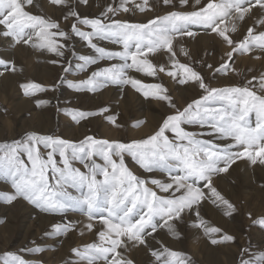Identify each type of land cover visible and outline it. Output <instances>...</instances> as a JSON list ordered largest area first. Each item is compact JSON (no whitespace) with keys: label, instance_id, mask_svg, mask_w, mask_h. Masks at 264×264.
<instances>
[{"label":"snow or ice","instance_id":"snow-or-ice-1","mask_svg":"<svg viewBox=\"0 0 264 264\" xmlns=\"http://www.w3.org/2000/svg\"><path fill=\"white\" fill-rule=\"evenodd\" d=\"M179 2L191 10H171L144 22H132L116 17L137 10L151 12L154 6L150 0H119L96 17L81 16L71 0H47L49 7L61 11L65 22L72 21L66 31L58 20L43 14L39 0H0V37L8 39L13 47L28 45L50 54L54 59L48 62L59 65L63 73L71 71L67 56H75L77 70L86 73V77L78 81L59 78L74 92L97 93L109 86L123 91L130 86L145 99L164 103L170 109L151 134L130 141L94 135L74 141L30 132L20 139L0 143V178L10 182L13 190L0 193V202L12 204L23 199L41 212L66 218L53 226L54 236L73 231L95 235V241L72 249L76 264H136L130 253L141 247L149 249L152 264H193L184 253L166 246L153 250L148 244V238L158 230H166L179 239V225L192 216V227L202 230L210 244L235 241L234 236L206 221L201 209L211 203L225 216H231L236 207L216 188L213 178L229 173L241 160L264 167V73L252 76L246 85L211 87L192 63L178 58L182 54L187 61L193 60L180 38H195L199 33L193 27L204 29L205 35L213 36L228 51L218 67L204 60L196 62L214 73L227 75L231 69L239 75L230 61L237 55L264 53V18L256 22L259 30L255 25L247 28L239 41L230 34L239 31L254 9L264 12V0ZM80 3L87 6L89 0H78L76 7ZM161 3L176 7L174 0ZM33 7L41 8V12L33 14L28 10ZM73 37H78L91 52L77 55L69 46ZM102 42L116 45L119 50H110ZM160 55H166L167 62L154 59ZM0 66L6 71H17L12 60L0 58ZM130 72L157 80L164 74L180 85L198 88L201 95L180 108L162 82L146 83ZM58 86L35 81L20 84L27 97L54 92ZM35 103L42 107L50 101L37 98ZM64 114L76 124L102 117L109 124L122 127L104 106L95 111L65 110ZM143 123L138 121L133 127L139 128ZM188 126L206 131L197 134ZM126 156L145 172L158 171L166 179L137 176L127 167ZM71 213H79L85 219L74 220ZM253 223L264 227V218ZM33 251L39 254L43 249L36 247ZM2 264L27 261L17 253L6 252ZM241 264H264V253L247 261L242 259Z\"/></svg>","mask_w":264,"mask_h":264},{"label":"rangeland","instance_id":"rangeland-1","mask_svg":"<svg viewBox=\"0 0 264 264\" xmlns=\"http://www.w3.org/2000/svg\"><path fill=\"white\" fill-rule=\"evenodd\" d=\"M42 1V4H44L45 2V6L49 7L47 4V0ZM113 2L118 4L119 0H89L87 6L80 3L79 6L76 7L78 0H71V4L77 11H79L81 16L87 17L99 16L104 8L109 4H112ZM150 3L154 6V10L151 12L141 13L137 10L135 12L121 13L116 18L129 20L132 22H144L145 20L143 18L145 16H150L152 18L157 15H164L171 10H191V8L188 7H181L179 0H174V3L176 4L175 8H173L171 5H163L161 3V0H150ZM28 10L33 12V14H39L41 12V8L37 7L29 8ZM42 12L43 14L48 16L50 15L52 18L58 20L64 30H69L72 21L69 20L65 22L63 20L61 11L52 10V15L45 13L43 10ZM262 16H260L259 19L264 18ZM147 20L148 19H146V21ZM246 20H248L249 26H247L246 28L239 27L240 29L237 33L230 34L232 35V38L234 40H241L246 35L247 28L254 25L256 26V28L259 26L256 24L258 18ZM192 30L199 33L197 36L203 35L206 37H213L205 35V30L202 28L193 27ZM195 38H180L182 39L180 40L182 41L180 42V44L185 49L190 50L193 60L187 61V58H185L182 54H179L178 58L181 62L192 63L195 69L204 76L205 81L211 87L246 85L247 80L251 79L252 76H259L260 74L264 73V58L255 59V56L257 55L264 56V53H260L259 51H254L250 54L245 55H237L234 61H230V63L233 64L235 69H237L240 73L239 75L232 73L231 69H229L227 75L218 72L214 73L204 64L198 63L196 61L204 60L207 63L212 64L214 67H218L221 63V57L228 51L227 47L222 45L214 37L213 38L215 40L210 42L211 45L209 46H204L202 45V43L199 45L197 43L198 41H196V43L194 44ZM69 46L75 50L77 55L88 54L91 52V50L88 49L85 46L84 42H82L78 37H73V39L70 41ZM102 46H106L110 50H119L118 46L111 45L108 42H102ZM0 47V58L14 61L17 69V71L13 73L10 71H6L2 66H0V72H4L5 75L12 76L13 79L15 78L13 81L15 90L11 91V89H5L7 92L9 91L8 95L5 96L3 95V93L2 95L6 99H0V120H2L0 121V143L11 142L20 139L24 136L25 133L30 132L51 134L74 141H78L84 138L86 135H94L97 138H108L111 140L130 141L132 139H139L135 138L132 135H134V132H136V130L143 128V126L147 123V116L145 115L144 117L142 115L144 112L141 113V111H139L138 109V104L140 103V101L147 104L149 103V109L147 108L146 110H144L145 112H147L149 115H156L158 118H160V120L155 124L153 130L149 134H151L158 127L162 118L170 112V109L167 108L164 103H157L150 99H145L142 95L135 92V90L130 86L123 89V91H121L117 87L109 86L98 91L97 93H89L86 91L79 93L74 92L67 86L66 82L60 83L59 78L61 76H64L66 80L78 81L86 77V73H80L77 70L78 62L75 56H67V59L71 61V71L69 73H63L62 68L59 65H54L48 62L50 59H54V57H52L50 54L34 50L28 45H17L13 47L8 39L2 37H0ZM16 49L17 53H20L22 50L25 51V53L22 54V57H20L19 54L17 55L13 52ZM8 51L14 53V58L9 59L3 55V53ZM238 57H242L244 60H237ZM154 59L158 60L159 62H167L168 57L166 55H160ZM253 60H256L258 63L250 65L251 61ZM243 62L244 65L242 64ZM102 63L107 64L108 62ZM47 67L54 68H52V72L50 73L51 75L48 76V79H46L47 77L44 75L42 77L41 74L43 70L45 71L47 69ZM130 74L135 76L136 78L143 80L146 83L162 82L164 86L169 89L170 95L173 97L177 106L180 108L185 106L186 103L191 102L193 99H198L201 95V91L198 88L190 85H180L164 74H160L158 80L152 77H145L142 74H138L135 72H130ZM1 77L0 79H2ZM18 81L19 83H16ZM26 81H35L43 85H52L56 83L59 86L57 87L58 90H55L56 92L49 91L47 93L39 94L38 97H27L24 95L23 90L20 87V84ZM0 86H2L1 83ZM186 87H192L195 93H191L192 98H190V100L183 101L181 98L175 95L179 93L176 89H184ZM5 90L4 92H6ZM37 98L49 100L50 104L42 107H37L35 103ZM21 100H27L31 104H29L30 107H27L22 112H19L18 109H14V107L17 106V103ZM102 106L108 107L110 109V114L117 117V122L122 127L117 128L109 124L107 120L102 117L90 118L88 120L81 121L79 124H76L71 120L69 116L64 114L65 110L78 109L95 111ZM134 107H136V110L134 109ZM42 115L47 118L48 123H50L48 116L51 118L53 128L48 130L47 125L45 127L43 123L39 122L38 119H41V117L44 120ZM137 115H140L141 117H137ZM138 121H144V123L141 127L134 128L133 124ZM252 121L254 124V116L252 117ZM69 129H72L74 131L75 129H78L79 131L71 135L66 133V131ZM131 130H133L134 132L132 131L130 133ZM188 130L196 132L197 134L206 131V129H201L196 126H188ZM204 138L215 140V137ZM216 142L223 143L222 141ZM125 163L127 167L131 171H133L134 174L141 178L148 180H151L153 178L161 180L166 179V175L158 171L145 172L130 156L125 157ZM76 166L81 167V165L79 164H77ZM234 169L238 171L237 175H232ZM263 169L264 167H261L259 165L251 166L247 161L241 160L238 161L237 164L233 165V167L229 170V173L221 174L213 178L214 185L217 189L219 188V184L225 185L227 187L224 190L221 188L218 190L225 196V198H227L232 204L235 205L236 211L231 216H225L221 210L213 206L211 203H205L201 209V216L212 226L221 228L223 233L234 236V242L215 246L210 244L207 238L204 237L202 230L192 227V223L195 220V217L192 216L186 217L185 223L179 225V239L173 238L166 232V230H158L154 234V236H156L158 239H156L153 244L150 243V237L148 238V244L150 245V248L153 250H160L162 249V247L166 246L169 249L190 256L193 264H241L242 259L247 261L252 259L255 255L264 253V227H260L258 224L253 223V221L264 218ZM204 190L207 191L206 189ZM12 191L13 190L11 189L10 182L0 178V193H11ZM14 205H21V207L26 208L28 210L30 220H34L38 217H46L49 218L50 221L47 226H42V228L40 229H37L36 224L34 223L32 226L35 227L32 229L33 233H36L35 230H37V235L27 237L24 243H22L20 237H18V232L11 238L10 242L7 245L3 246V243L0 242V247H4L0 252V264H2L3 254L6 252H13L21 255L27 261V264H76L77 258L72 254V249L75 247H83L85 244L91 243L96 240V237L93 233H88L89 238H86L84 241V238L82 237L83 235H81L79 231L70 232L66 236H54L52 234L53 226L57 223H61L66 218H62L59 215L41 212L39 209L35 208L33 205L23 199H18L12 204H5L3 202H0V207H6L4 209L5 215H0V227L5 225L6 218L7 220L9 219V221L11 220V218L9 217V213H11L12 206ZM210 212H213L215 214L214 217L212 214H209ZM69 215L74 220H76V218L78 217H83L79 213H71ZM217 218H219V221L216 220ZM26 226H29L28 222H26ZM22 234L23 232L20 233V235ZM71 235L73 236L70 237ZM68 238L70 239L68 240L69 242L72 241L71 245H68V247L71 248L62 260L53 263L51 262L53 261V259H51V261H47L43 257L47 253L56 252L57 249L55 247H61L60 244ZM36 247H40L41 249H43V251H41L39 254H34L33 250ZM141 249L143 251L140 254H137L138 249H133L130 253V256L136 261V264H152L153 258L150 255L149 249L143 247H141ZM52 257L55 258V256L53 255Z\"/></svg>","mask_w":264,"mask_h":264},{"label":"bare ground","instance_id":"bare-ground-1","mask_svg":"<svg viewBox=\"0 0 264 264\" xmlns=\"http://www.w3.org/2000/svg\"><path fill=\"white\" fill-rule=\"evenodd\" d=\"M42 0H39V4L42 6V10L45 12V13H48V14H51L52 15V10L53 11H55L54 9H52V8H50V7H47V6H45V2H44V4H42ZM57 11V10H56ZM39 13V12H38ZM263 15V16H262ZM50 16V15H49ZM260 16H262V17H264V12H261L259 9H254V11H253V13H252V15L249 17V18H247V19H252V18H258L259 19V17ZM149 18H151L150 16H145L143 19L146 21V19H149ZM137 20V19H136ZM140 21V20H139ZM247 26H249V22H248V20H246V21H244L243 22V24L240 26V27H247ZM240 29V28H239ZM257 29L259 30V26L257 27ZM197 38H195V42H194V44L196 43V41H198L197 43L200 45L201 43H202V45H204V46H209V45H211L210 44V42H212V41H214L215 39L213 38V37H206V36H203V35H200V36H196ZM3 38V37H2ZM180 40H182V39H180ZM180 42H182V41H180ZM1 48V47H0ZM4 48V47H3ZM3 48H2V50H3ZM1 51V50H0ZM15 54H19V56L20 57H22V54L23 53H25V51L24 50H22L20 53H17V49L16 50H14L13 51ZM11 53L10 51H8V52H5V53H3V55L6 57V58H9V59H11V58H14V53ZM26 56V55H25ZM69 58V57H68ZM237 60H244L242 57H238V59ZM20 61V60H19ZM29 61V60H28ZM28 63V62H27ZM254 63H258L256 60H253V61H251V63H250V65H252V64H254ZM243 65H244V62L242 63ZM241 64V65H242ZM39 66V65H38ZM45 67V66H44ZM52 68L53 67H47V69L44 71H42V77H43V75L44 76H46L47 78L46 79H48V76H50L51 74V70H52ZM54 69V68H53ZM56 69V68H55ZM60 73V72H59ZM53 74V73H52ZM5 75V74H4ZM0 76L2 79H0V83H1V85L2 86H0V99H2V100H5L6 98L3 96V95H8V92L5 90V89H11V91H14L15 89H14V86H13V84H14V79H13V77L12 76H10V75H5V76ZM32 75V74H31ZM58 75V74H57ZM56 75V76H57ZM17 76V75H16ZM55 76V77H56ZM57 78V77H56ZM59 78V77H58ZM42 81H43V78H42ZM45 81V80H44ZM57 81V80H56ZM46 82V81H45ZM52 82V81H51ZM55 82V81H54ZM16 83H19V81L18 82H16ZM17 87V86H16ZM15 87V88H16ZM17 89V88H16ZM110 89V88H109ZM4 90L6 91V92H4ZM58 90V89H57ZM115 90H117V89H115ZM179 93L178 94H175L176 96H178L179 98H181L183 101H187V100H190V98H192V94L191 93H193L194 92V89L192 88V87H186V88H184V89H176ZM56 92V91H55ZM4 93V94H3ZM112 93V92H111ZM116 93V92H115ZM195 93V92H194ZM3 94V95H2ZM56 94V93H55ZM11 95V94H10ZM128 96H129V94H128ZM2 97V98H1ZM55 97V96H54ZM116 97V96H115ZM134 98V97H133ZM55 100V99H54ZM60 100V99H59ZM116 100V99H115ZM135 102H136V100H135ZM134 102V103H135ZM6 103V102H5ZM61 103V102H60ZM4 104V103H3ZM29 104H31V103H29L27 100H21V101H19L18 103H17V106H15L14 107V109H18V111L20 112H22L23 110H25L27 107H30V105ZM148 105H149V103L147 104V103H145V102H141L140 101V103L138 104V109H139V111H141V113H143L142 115L145 117V115L147 116V123L143 126V128H141V129H139V130H136V132H134L133 130H131L130 131V133L133 131L134 132V135H132V136H134L135 138H141V137H143V136H145V135H147V134H149L152 130H153V128H154V126H155V124L160 120V118H158L156 115L155 116H152V115H149L147 112H145L144 110H146L147 108L149 109V107H148ZM133 106V105H132ZM10 107V106H9ZM136 107H134V109H135ZM151 108V107H150ZM28 110V109H27ZM136 110V109H135ZM136 112V111H135ZM19 114V113H18ZM44 115V114H43ZM42 115V116H43ZM138 116H140V115H137V117ZM52 117V116H51ZM141 117V116H140ZM43 118H44V120L42 119V117H41V119H38L39 120V122H41V123H43V125L46 127V125H47V129L48 130H50L51 128H53V123H51L52 122V120H51V118L48 116V119L50 120V123H48V121H47V118H45L44 116H43ZM3 120H4V118H3ZM9 120V119H8ZM0 121H2V120H0ZM12 124V123H11ZM4 126H5V123H4ZM5 128V127H4ZM40 129V128H39ZM111 129V128H110ZM53 130V129H52ZM79 130L78 129H75V131L74 130H72V129H69V130H67L66 131V133L67 134H75V133H77ZM108 131V130H107ZM20 132V131H19ZM7 134V133H6ZM108 136V135H107ZM1 138V137H0ZM246 166V165H245ZM264 170V169H263ZM237 173H238V171L236 170V169H234L233 170V172H232V175H237ZM264 174V173H263ZM243 178V177H242ZM220 179V178H219ZM246 180V179H245ZM250 182H252V181H250ZM219 188L218 189H226L227 187L225 186V185H222V184H219V186H218ZM253 187V186H252ZM251 188V187H250ZM257 189V188H256ZM260 191V190H259ZM261 192V191H260ZM6 208V207H5ZM5 208H3V207H0V215L2 216L3 214H4V209ZM10 211V210H9ZM209 214H212L213 215V217H214V213L213 212H210ZM5 215V214H4ZM3 215V216H4ZM9 217L11 218V220L9 221V219L7 220V218H6V223H5V225L4 226H2V227H0V242L1 243H3V246L4 245H7L9 242H10V240H11V238L17 233L18 234V237H20V239H21V242L22 243H24L25 242V240H26V238L27 237H29V236H36L37 235V230H35L36 231V233H33V229L32 228H34L35 226H32L34 223L36 224V228L37 229H40V228H42V226L44 227V226H47V224L49 223V221H50V219L49 218H46V217H38V218H35L34 220L32 219V220H30L29 219V214H28V210L26 209V208H23V207H21V205L19 206V205H14V206H12V209H11V213H9ZM85 218H83V217H78V218H76V220H80V221H83ZM216 220H218L219 221V218H217ZM26 222H28V225L29 226H26ZM220 222H222V221H220ZM21 232H23V234L22 235H20V233ZM78 232V231H77ZM79 234V233H78ZM73 235H71L70 237H72ZM69 237V238H70ZM83 238H84V241H85V239L86 238H89L88 237V232L87 231H85V233H84V235L82 236ZM67 239V240H65L64 242H62L60 245H61V247H55L56 249H57V251L56 252H53V253H47V254H45L43 257L47 260V261H51V259H53V261H51V262H59L60 260H62L63 258H64V256L65 255H67V252L69 251V249L71 248V247H68V245H71V243H72V241L71 242H69L68 240H70V239ZM74 238H76V237H74ZM156 239H158L156 236H154V237H150V243H154V241H156ZM33 241V240H32ZM18 242V241H17ZM20 242V243H21ZM14 244V243H13ZM78 245H79V243H78ZM9 246V245H8ZM3 248L4 247H0V252L3 250ZM195 248V247H194ZM138 250H137V254H140V253H142V249L141 248H137ZM196 249V248H195ZM52 255L53 256H55V258L54 257H52ZM139 256V255H138ZM146 256V255H145ZM212 256V255H211ZM210 256V257H211ZM140 257H142V256H140ZM66 258V257H65ZM138 260V259H137ZM146 261H148V260H146ZM151 261V260H150ZM147 263V262H146Z\"/></svg>","mask_w":264,"mask_h":264}]
</instances>
